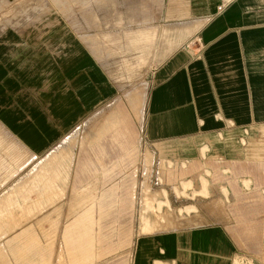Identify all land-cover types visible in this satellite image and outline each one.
<instances>
[{"label": "crops", "instance_id": "obj_1", "mask_svg": "<svg viewBox=\"0 0 264 264\" xmlns=\"http://www.w3.org/2000/svg\"><path fill=\"white\" fill-rule=\"evenodd\" d=\"M0 28V264H100L99 190L129 189L125 217L147 155L189 164L169 204L195 225L139 234L133 264H264V0L168 4L157 35L123 38L134 83L75 22Z\"/></svg>", "mask_w": 264, "mask_h": 264}, {"label": "rangeland", "instance_id": "obj_2", "mask_svg": "<svg viewBox=\"0 0 264 264\" xmlns=\"http://www.w3.org/2000/svg\"><path fill=\"white\" fill-rule=\"evenodd\" d=\"M173 2L176 0H0V26L8 20L75 22L77 31L84 37L99 38L100 48H110L116 55L126 56L131 63V82L134 83L133 75L137 72L135 64H138L140 46L135 40L123 38L157 35L153 28L155 22L161 19L166 6ZM2 30L0 28V32ZM167 47L170 49L174 46ZM165 53L162 50L157 59L164 58ZM84 132L82 126L76 135L83 137ZM141 162L142 172L137 174L135 169L126 177L131 181V196L136 183L141 188L137 190L138 203L130 204L125 217L120 205L123 192L129 195V189L124 191L116 187L99 190V224L111 234L104 239L99 238L100 264H133L134 241L141 233L168 232L195 225L194 222L182 219L177 207L169 204L170 198L186 199L191 196L185 186L186 182L192 180L188 171L189 164L166 157L154 162L150 155L141 159ZM154 175L162 183V188L152 187L150 181L154 180ZM107 192L110 195L102 199Z\"/></svg>", "mask_w": 264, "mask_h": 264}, {"label": "bare ground", "instance_id": "obj_3", "mask_svg": "<svg viewBox=\"0 0 264 264\" xmlns=\"http://www.w3.org/2000/svg\"><path fill=\"white\" fill-rule=\"evenodd\" d=\"M144 218V217H143ZM158 264H161V263H159V262H157Z\"/></svg>", "mask_w": 264, "mask_h": 264}]
</instances>
